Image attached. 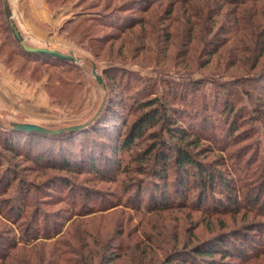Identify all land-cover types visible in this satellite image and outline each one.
Instances as JSON below:
<instances>
[{"label": "rangeland", "instance_id": "374dc122", "mask_svg": "<svg viewBox=\"0 0 264 264\" xmlns=\"http://www.w3.org/2000/svg\"><path fill=\"white\" fill-rule=\"evenodd\" d=\"M21 2L32 19L31 0H0V64L16 82L0 91V264L198 263L190 247L220 238L225 264H264V0H42L45 42L68 44L73 61L20 47L4 5ZM155 96L177 122L150 124L118 150ZM99 109L85 129L53 136L9 125L54 129ZM177 127L234 189L217 180L204 192L196 168H167L163 196L176 204L164 211L147 151L151 132L168 147Z\"/></svg>", "mask_w": 264, "mask_h": 264}, {"label": "trees", "instance_id": "16d2710c", "mask_svg": "<svg viewBox=\"0 0 264 264\" xmlns=\"http://www.w3.org/2000/svg\"><path fill=\"white\" fill-rule=\"evenodd\" d=\"M168 103L169 101H162L161 98H158L156 96L152 99L144 101V107L147 106L148 108L143 111L139 116H137L136 120L133 122L130 128L126 130L123 139L119 141L120 143L118 142V144H120L118 150L124 148L128 149L130 145H132L136 141L135 138H140L144 135L145 128L150 124V126L152 127L155 125V123L158 124L177 122V119H174L175 115L172 114V111L170 112L171 109L169 108ZM100 111L98 112V114H95V116L90 120V122L84 127L75 130H65L55 134H63L85 129L100 116ZM161 127H164V124ZM16 130L24 131L27 133H40L49 136L55 135L50 133L45 134L38 131H27L20 129ZM168 132L170 137H175L176 142L174 141L173 143H169L168 147H166L168 141H166L163 137L157 135L156 131H153L151 132V134H154V138L157 140V142L153 143V145H151V147L147 151V158H155L156 166L151 169L153 172L152 178L155 179V181L161 185L157 193L161 199L160 204H158V206L162 210L165 211L166 209L171 208L172 204H176L174 202L172 204L169 202L165 203V196H163V194L167 193V185L165 184V182L167 181L166 179H168L167 168L174 169L176 173L181 172L185 177L190 176L187 172L186 167L196 168L198 171L197 176L192 178H194L196 182L198 181L196 185L200 186V189H204V192L208 190L211 194H213L214 183H216L217 180H220V182L222 183V186L219 188H222L225 193H227L231 189H234V185L230 183L231 179H228V181L224 180L223 178L217 179L218 176L215 173L207 172V169H205L204 166L200 163V161L196 158L195 153L192 152V148L198 146V137L196 135H194L190 131L182 129L181 127H177L174 132ZM164 150H166L167 153L164 154ZM115 154H117V151H114V156ZM137 168L138 173L147 174V169L142 167ZM182 189L186 190V185H182ZM140 190H142L141 187ZM202 196L203 195H201L200 198H202ZM260 201L261 200L254 199L255 204H260ZM201 202H203V200ZM198 206H200V203L198 204ZM218 240L219 241H216L215 243L208 244L204 242L195 243L190 247V252L192 253L193 258H196L197 261H199L198 263H188L187 257L184 258L182 256H172L170 257V259L167 257L165 259H162L161 261H159L158 264H225V259L229 258V256L232 255V252L229 251V249L228 251L227 249H224L226 248L225 239L220 238ZM112 255L113 254H111V256ZM172 259H176V261H173Z\"/></svg>", "mask_w": 264, "mask_h": 264}, {"label": "crops", "instance_id": "0c3cea01", "mask_svg": "<svg viewBox=\"0 0 264 264\" xmlns=\"http://www.w3.org/2000/svg\"><path fill=\"white\" fill-rule=\"evenodd\" d=\"M31 2L34 4V7L28 10L33 15L32 19L28 18L27 9L22 2L18 5L16 10L10 11L11 19L18 28L24 41L31 46L56 48L61 52L64 51V48L68 45L65 42H60L59 45H49L45 42V38L49 33L48 29H46V27L44 28L42 24L47 20L48 9L44 6L42 0H31ZM70 51L72 50H69V52ZM9 76L8 72H6L5 68L0 64V91L2 95L10 94V92L16 88V82H14L12 77L9 78Z\"/></svg>", "mask_w": 264, "mask_h": 264}, {"label": "water", "instance_id": "95a60500", "mask_svg": "<svg viewBox=\"0 0 264 264\" xmlns=\"http://www.w3.org/2000/svg\"><path fill=\"white\" fill-rule=\"evenodd\" d=\"M4 10L6 13V17L8 19V23L11 27L12 33L14 38L16 39V41L18 42V44L20 45V47L29 53H33V54H44V55H50L59 59H67V60H76L74 57V54L72 51H70L69 53H64L61 52L57 49L54 48H48V47H39V46H31L28 45L23 37L21 36L18 28L15 26V24L13 23L12 19H11V13L8 10V5L5 3L4 5ZM95 67L93 65V74L97 80L98 83H101V77L95 73ZM101 109V108H100ZM100 109L97 111L96 114H98V112L100 111ZM95 116V115H94ZM93 116V117H94ZM92 117V118H93ZM89 121H86L84 123H78V124H73V125H66V126H62V127H58V128H47L45 126H42L40 124H36V123H30V122H18V121H11L9 123V125L15 129H20V130H27V131H38L41 133H50V134H55V133H60L62 131L65 130H75V129H79L84 127L85 125H87Z\"/></svg>", "mask_w": 264, "mask_h": 264}]
</instances>
